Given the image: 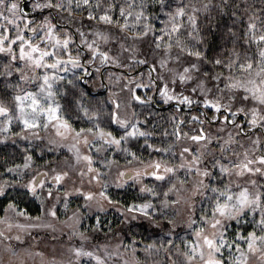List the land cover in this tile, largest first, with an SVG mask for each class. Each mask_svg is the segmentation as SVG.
Instances as JSON below:
<instances>
[{
    "label": "snow or ice",
    "instance_id": "6c2138e0",
    "mask_svg": "<svg viewBox=\"0 0 264 264\" xmlns=\"http://www.w3.org/2000/svg\"><path fill=\"white\" fill-rule=\"evenodd\" d=\"M0 197V264H264V0H0Z\"/></svg>",
    "mask_w": 264,
    "mask_h": 264
},
{
    "label": "trees",
    "instance_id": "16d2710c",
    "mask_svg": "<svg viewBox=\"0 0 264 264\" xmlns=\"http://www.w3.org/2000/svg\"><path fill=\"white\" fill-rule=\"evenodd\" d=\"M208 41H209V44L211 45L210 52H209V54L211 55L213 51L218 50V46L222 44V40L218 33L213 32L209 34ZM93 79H94V83H90L89 85H87V87L90 89V92L98 91V95H104V94L108 95V89L105 87L108 84L107 74L105 73L103 77L96 75L94 76ZM94 84L99 85L101 87L93 88ZM154 109H155V112L163 114V115H167L168 112L170 111L169 106L167 105L160 106L159 103L154 105ZM110 191L114 198L120 199L126 202H130L133 196L136 195V190L131 187L120 189V190L112 188ZM12 195L15 196L16 194L13 192ZM81 201L82 200H77L74 198L72 201L71 207L72 208L77 207L78 205L81 204L80 203ZM6 202H7V197H0V203H6ZM20 206L22 208H27L32 215L39 214L38 202H32L28 198H23V200L20 201ZM84 211H86V209H84ZM100 215H101L102 222L104 225V229H103L104 232H106L109 227H111L113 230H116L117 228H120L121 226L125 225L126 228L124 229V232L129 233V235L125 237V242L129 241L131 232L137 233L138 234L137 239L143 238L145 242H149L150 239H154V237H158L159 235H162V233H160L159 230H156L150 227L146 221L133 222L131 225H128L127 223H125L124 225H121L120 221L122 217H120L119 213L116 212L115 209H109L106 214H100ZM60 219H64V215H60ZM82 222L85 228H88L89 231H91L90 226L95 224V215L85 217ZM140 225H142V227ZM41 232H42L41 234H43L44 236L45 235L44 231H41ZM35 234L36 233H33L34 236ZM97 239L101 241L103 240V232H100L97 235ZM64 241H67V234H65L64 236ZM74 242L79 243L78 240Z\"/></svg>",
    "mask_w": 264,
    "mask_h": 264
},
{
    "label": "rangeland",
    "instance_id": "374dc122",
    "mask_svg": "<svg viewBox=\"0 0 264 264\" xmlns=\"http://www.w3.org/2000/svg\"><path fill=\"white\" fill-rule=\"evenodd\" d=\"M87 86V85H86ZM99 87H101V86H99V85H93V88H99ZM94 96H96L97 98H100V99H103L104 97H106L107 96V94H104V95H98V94H93ZM157 103H159V102H157ZM160 104V106H165V105H163V104H161V103H159ZM11 149H9V151H10ZM81 204L83 203V201H81L80 202ZM87 211V210H86ZM70 214V213H69ZM60 215H64L63 214V207H62V205L60 206ZM91 215H96V213L95 212H93V213H90L88 216H91ZM121 229H125L126 227H125V225L124 226H121L120 227ZM34 233H36V232H34ZM42 232L40 231L39 232V235H41L40 237H42L43 236V234H41ZM36 235V234H35ZM34 236V235H33ZM160 236V235H159ZM156 237H154V239H155ZM5 243H7V242H5ZM13 243H16L15 241H13ZM28 243L29 244H31V243H34V241L32 240V239H28ZM60 246H55V248H54V245L52 244V243H46V244H41L40 245V248H41V250H46L47 252H53L56 248H59ZM50 258V257H49ZM0 259H5V261H6V257H4V254H3V252H2V250H0ZM28 264H33V261L31 260V259H29L28 260ZM35 264H39V258L37 257L36 258V261H35Z\"/></svg>",
    "mask_w": 264,
    "mask_h": 264
},
{
    "label": "flooded vegetation",
    "instance_id": "af4514ba",
    "mask_svg": "<svg viewBox=\"0 0 264 264\" xmlns=\"http://www.w3.org/2000/svg\"><path fill=\"white\" fill-rule=\"evenodd\" d=\"M91 93L96 95V94H98V91H94V92H91Z\"/></svg>",
    "mask_w": 264,
    "mask_h": 264
}]
</instances>
